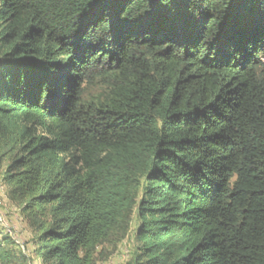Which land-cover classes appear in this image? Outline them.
I'll use <instances>...</instances> for the list:
<instances>
[{
    "label": "trees",
    "instance_id": "1",
    "mask_svg": "<svg viewBox=\"0 0 264 264\" xmlns=\"http://www.w3.org/2000/svg\"><path fill=\"white\" fill-rule=\"evenodd\" d=\"M0 176L40 264H264V0H0Z\"/></svg>",
    "mask_w": 264,
    "mask_h": 264
},
{
    "label": "rangeland",
    "instance_id": "2",
    "mask_svg": "<svg viewBox=\"0 0 264 264\" xmlns=\"http://www.w3.org/2000/svg\"><path fill=\"white\" fill-rule=\"evenodd\" d=\"M102 91L103 88L100 85H88L84 89V97L89 99ZM0 224L14 233V238L21 246L19 250L23 251L28 257L29 264L41 263L34 253V233L27 221L21 217L19 208L8 199L7 190L2 182V176H0ZM139 228L140 221L136 212L125 239L120 242L113 240L102 245L98 251L96 264H136L137 253L140 247L137 241Z\"/></svg>",
    "mask_w": 264,
    "mask_h": 264
},
{
    "label": "bare ground",
    "instance_id": "3",
    "mask_svg": "<svg viewBox=\"0 0 264 264\" xmlns=\"http://www.w3.org/2000/svg\"><path fill=\"white\" fill-rule=\"evenodd\" d=\"M3 225V224H2ZM7 233H9L13 238H14V233H12V231H10V229L9 230H7ZM15 239V238H14ZM16 240V239H15ZM16 242H17V240H16ZM18 243V242H17Z\"/></svg>",
    "mask_w": 264,
    "mask_h": 264
},
{
    "label": "built area",
    "instance_id": "4",
    "mask_svg": "<svg viewBox=\"0 0 264 264\" xmlns=\"http://www.w3.org/2000/svg\"><path fill=\"white\" fill-rule=\"evenodd\" d=\"M4 220V219H3ZM4 222H5V220H4ZM6 228V230H9L7 227H5ZM11 231V230H10ZM13 233V232H12Z\"/></svg>",
    "mask_w": 264,
    "mask_h": 264
},
{
    "label": "crops",
    "instance_id": "5",
    "mask_svg": "<svg viewBox=\"0 0 264 264\" xmlns=\"http://www.w3.org/2000/svg\"><path fill=\"white\" fill-rule=\"evenodd\" d=\"M6 189V188H5Z\"/></svg>",
    "mask_w": 264,
    "mask_h": 264
}]
</instances>
